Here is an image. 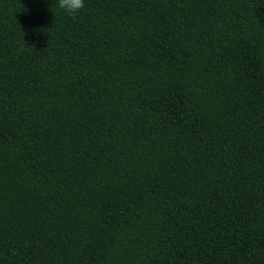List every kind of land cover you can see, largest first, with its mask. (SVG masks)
Returning <instances> with one entry per match:
<instances>
[{
    "label": "trees",
    "instance_id": "obj_1",
    "mask_svg": "<svg viewBox=\"0 0 264 264\" xmlns=\"http://www.w3.org/2000/svg\"><path fill=\"white\" fill-rule=\"evenodd\" d=\"M0 264H264V0H0Z\"/></svg>",
    "mask_w": 264,
    "mask_h": 264
},
{
    "label": "clouds",
    "instance_id": "obj_2",
    "mask_svg": "<svg viewBox=\"0 0 264 264\" xmlns=\"http://www.w3.org/2000/svg\"><path fill=\"white\" fill-rule=\"evenodd\" d=\"M58 7L75 19L80 10L85 7V0H58Z\"/></svg>",
    "mask_w": 264,
    "mask_h": 264
}]
</instances>
